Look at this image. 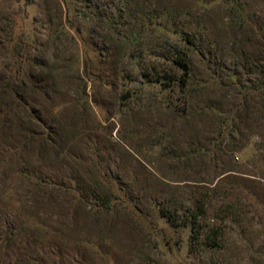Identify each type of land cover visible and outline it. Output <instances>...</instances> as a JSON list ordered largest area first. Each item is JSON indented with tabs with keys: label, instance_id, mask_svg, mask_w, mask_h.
I'll list each match as a JSON object with an SVG mask.
<instances>
[{
	"label": "rangeland",
	"instance_id": "obj_1",
	"mask_svg": "<svg viewBox=\"0 0 264 264\" xmlns=\"http://www.w3.org/2000/svg\"><path fill=\"white\" fill-rule=\"evenodd\" d=\"M235 1L264 32V0ZM224 2L0 0V80L28 100L0 94V264H264V119L220 133L210 111L257 55ZM178 51L220 82L181 90ZM192 220L220 244L190 245Z\"/></svg>",
	"mask_w": 264,
	"mask_h": 264
},
{
	"label": "trees",
	"instance_id": "obj_2",
	"mask_svg": "<svg viewBox=\"0 0 264 264\" xmlns=\"http://www.w3.org/2000/svg\"><path fill=\"white\" fill-rule=\"evenodd\" d=\"M224 1L225 2L223 4H227V7H229L231 12L239 18L240 26L236 29L237 32L246 31L248 33V37L246 39L250 42L249 45L251 48L254 47L256 50L255 53H257L254 57H252L254 53L252 56L245 55V63L243 64V67L247 70L246 74H253V78L242 80L239 72L236 70L230 71L227 75L228 85L234 88L239 96L238 104L229 112L223 111L218 106H212L210 108L212 115L219 120V132L221 133L222 131L224 132L229 129V134H232L239 130L238 126L243 120H247L246 116L249 114L248 106L251 103L256 104V112L254 113L257 114V119L259 117L264 119V32L261 26L257 25L253 20L250 21L248 15H245V13L242 12L243 9L240 7V2H236L235 0ZM183 39L190 45V48L194 49H191L194 54H199L201 56L202 46L199 40H193V38L191 39L187 35H185ZM172 62L181 71L182 76L178 79V85L183 91L186 90L203 93L207 92L208 89H210V87H212L216 82H220V80L216 77L215 72H210V74L206 76H199V74L194 70L190 53L188 54L183 51H178L172 59ZM175 81H177V79H175ZM0 84V94H2L1 97L5 94L14 106L20 105L22 108L28 109V100L22 95H18V92L16 91V84L19 85L17 79L14 80V78L10 76V78L1 79ZM254 135L256 138L258 137L262 139L259 142H256L255 145L257 146V149L264 148L263 136L259 132H256ZM223 174L224 173H221L220 176ZM220 176L219 180L225 177ZM216 190V185H214V188L211 191L216 193ZM209 203L210 199L207 197L201 196L196 199V211L193 214L195 220H197L200 212H205V205ZM195 220H192L190 224V245L194 242L202 244L203 247H215L220 244V236L222 235L220 229L218 230L217 227L213 228L212 232H207L205 237L201 238L203 229L202 226Z\"/></svg>",
	"mask_w": 264,
	"mask_h": 264
}]
</instances>
